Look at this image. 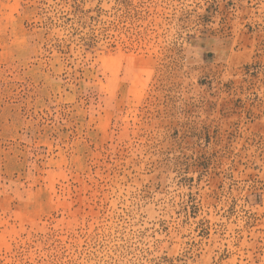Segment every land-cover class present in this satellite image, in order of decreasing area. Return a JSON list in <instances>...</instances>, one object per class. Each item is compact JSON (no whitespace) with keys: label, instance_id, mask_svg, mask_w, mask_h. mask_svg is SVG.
<instances>
[{"label":"rangeland","instance_id":"obj_1","mask_svg":"<svg viewBox=\"0 0 264 264\" xmlns=\"http://www.w3.org/2000/svg\"><path fill=\"white\" fill-rule=\"evenodd\" d=\"M0 264H264V0H0Z\"/></svg>","mask_w":264,"mask_h":264}]
</instances>
